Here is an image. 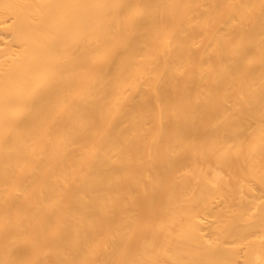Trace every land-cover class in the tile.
<instances>
[{"label":"bare ground","instance_id":"bare-ground-1","mask_svg":"<svg viewBox=\"0 0 264 264\" xmlns=\"http://www.w3.org/2000/svg\"><path fill=\"white\" fill-rule=\"evenodd\" d=\"M0 264H264V0H0Z\"/></svg>","mask_w":264,"mask_h":264}]
</instances>
